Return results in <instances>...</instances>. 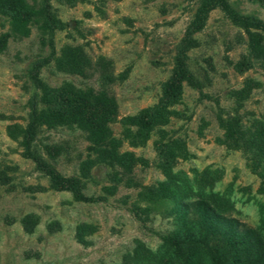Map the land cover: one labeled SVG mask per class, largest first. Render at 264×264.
Segmentation results:
<instances>
[{
    "label": "rangeland",
    "instance_id": "374dc122",
    "mask_svg": "<svg viewBox=\"0 0 264 264\" xmlns=\"http://www.w3.org/2000/svg\"><path fill=\"white\" fill-rule=\"evenodd\" d=\"M200 1L24 0L23 26L0 7V264H153L148 253L171 254L160 234L182 233L191 203L210 196L264 241L261 167L225 139L232 121L264 124V0H227L256 23L250 33L216 7L189 34ZM187 37L198 87L165 100ZM67 85L114 101L105 141L127 165L82 126L51 125ZM35 112L30 151L78 179L85 199L53 188L28 156Z\"/></svg>",
    "mask_w": 264,
    "mask_h": 264
},
{
    "label": "trees",
    "instance_id": "16d2710c",
    "mask_svg": "<svg viewBox=\"0 0 264 264\" xmlns=\"http://www.w3.org/2000/svg\"><path fill=\"white\" fill-rule=\"evenodd\" d=\"M0 7L6 9L20 26H23L27 18L24 0H0ZM220 8L230 20L247 32L256 27V23L249 18L238 14L227 2V0H201L198 12L191 23L189 34L199 31L207 18V14L214 8ZM189 37L185 39L183 48L176 58L174 73L165 83L163 88V99L175 97L182 89L183 84L196 88L198 81L185 64L184 56L189 48ZM68 67L79 68L78 60H68ZM66 95L59 105L52 109L49 119L53 125H80L88 133L89 139L96 145L103 146V151L109 157L115 158L121 166L127 165L130 160L126 154H119L106 144L107 121L115 113V104L105 93L93 91H82L67 85ZM45 112L44 115H47ZM43 112H35L33 127L28 131V139L25 142V150L35 162L37 169L47 175L53 188L58 190H70L77 200L85 199L81 192V183L74 177H67L58 172L51 164L30 151V138L34 136L39 126ZM133 119L132 117H129ZM151 123V115L143 121L142 125L147 127ZM225 139L237 148L250 154L252 160L261 167V183L259 191L264 194V124L254 129L243 130L232 121L226 125ZM177 192H180L177 187ZM175 197V195H171ZM184 209L187 203H181ZM222 202L216 201L214 196L207 200L191 203V207L197 213L194 219H190L188 227L179 233V229L167 234H160L163 245L171 250V254L163 257L161 254L148 253L145 259L153 264H202L200 257L204 256L208 264H264V241L263 238L251 228L238 231L230 221H226L222 213ZM181 223L183 215H177ZM134 264H144L139 261V256L134 257Z\"/></svg>",
    "mask_w": 264,
    "mask_h": 264
}]
</instances>
